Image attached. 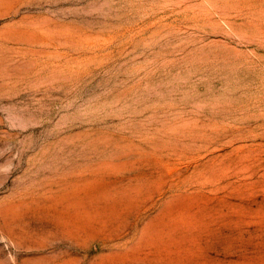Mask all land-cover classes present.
Here are the masks:
<instances>
[{
  "label": "rangeland",
  "instance_id": "obj_1",
  "mask_svg": "<svg viewBox=\"0 0 264 264\" xmlns=\"http://www.w3.org/2000/svg\"><path fill=\"white\" fill-rule=\"evenodd\" d=\"M0 264H264V0H0Z\"/></svg>",
  "mask_w": 264,
  "mask_h": 264
}]
</instances>
